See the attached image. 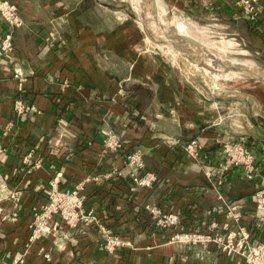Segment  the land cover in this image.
<instances>
[{
	"label": "crops",
	"instance_id": "crops-1",
	"mask_svg": "<svg viewBox=\"0 0 264 264\" xmlns=\"http://www.w3.org/2000/svg\"><path fill=\"white\" fill-rule=\"evenodd\" d=\"M165 1L183 17L193 15L223 26L264 55V0H258L253 21L237 8V0ZM10 2L23 26L0 24V38L10 31L13 44V51L0 61V264L10 263L18 253H25L24 264H234L215 251L169 244L171 232L154 227L143 206L169 198L174 212L183 216L192 204L202 212L219 206L202 168L212 164L226 139L244 141L264 167V131H254L249 122L243 126L237 118L226 125L221 107L203 106L201 98L183 89L178 76L163 74L146 59L139 38L153 46L141 31L134 37V31L123 27L93 28L87 21L92 7L83 6L84 0ZM127 33L132 35L129 41L119 36ZM127 45L134 58L123 52ZM17 69L24 78L21 90L13 77ZM17 99L35 110L18 116L13 110ZM227 111L243 112L234 107ZM255 115L243 117L256 126L263 124ZM107 131L121 137L123 149L118 153L102 154ZM195 138L204 142L197 163L168 143ZM136 147L143 152L145 170L163 183L134 191L120 176L126 174L125 154ZM37 161L40 166L35 168ZM53 178L68 190L93 179L81 192L85 209L132 248L108 253L93 222L64 227L27 247L33 209L46 202ZM261 187L232 173L220 192L227 200L246 201L243 223L253 225L258 212L250 199ZM14 192L17 201L9 197ZM201 221L193 215L186 219L194 228ZM263 228L258 229L262 242Z\"/></svg>",
	"mask_w": 264,
	"mask_h": 264
},
{
	"label": "built area",
	"instance_id": "built-area-1",
	"mask_svg": "<svg viewBox=\"0 0 264 264\" xmlns=\"http://www.w3.org/2000/svg\"><path fill=\"white\" fill-rule=\"evenodd\" d=\"M258 0H237L236 6L248 20L256 19ZM6 24L13 29L23 26V20L18 14L16 6L10 0H0V24ZM13 51L12 33L7 31L0 38V61ZM13 77L18 81L21 90L24 78L20 70L13 71ZM14 112L21 116L35 108L17 99L13 105ZM170 146H178L185 156L197 163L200 161L204 149V142L198 138L183 142L170 139ZM123 149L121 137L111 131L103 132L102 154L118 153ZM261 155L264 157V145ZM32 154L24 158L26 166L30 165ZM215 160L209 166L203 167L202 172L212 189L216 193L219 206L208 211H201L197 204L188 208L187 216H196L202 221L199 227H191L186 222L187 216L174 212L169 198L161 204H145L143 211L154 227L170 231L167 242L171 245L186 248L201 247L208 253L217 252L227 257L234 264H264V242L260 240L258 229L264 224V167L260 165L259 156L247 147L241 140L226 139L220 143ZM126 174H121L129 181L132 190H149L155 185L163 183L156 174L145 170L143 152L136 147L124 156ZM40 162L34 163L35 168ZM239 174L249 182L261 183L250 199L258 214L257 223L246 225L243 223L246 201L227 200L220 192V188L229 174ZM76 185L72 190L61 189L59 182L53 178L48 183L47 200L41 206L33 209V219L29 225L30 236L27 247L34 241L50 234H56L62 228H76L83 222H93L102 236V246L108 253H114L124 248H132V244L106 228L92 212L85 209L84 198L81 195L84 185ZM196 191H199L195 189ZM3 191V190H1ZM9 197L18 200V193H10ZM16 214L12 216L14 220ZM222 217L223 221L216 218ZM254 218V217H253ZM264 233V228H263ZM48 260V256H45ZM25 253H18L8 264H24Z\"/></svg>",
	"mask_w": 264,
	"mask_h": 264
},
{
	"label": "rangeland",
	"instance_id": "rangeland-1",
	"mask_svg": "<svg viewBox=\"0 0 264 264\" xmlns=\"http://www.w3.org/2000/svg\"><path fill=\"white\" fill-rule=\"evenodd\" d=\"M140 1L138 4L136 0H84L83 6L92 7L87 21L92 24L93 28H103L109 31L123 27L128 29V32L134 31V37L138 31H141L153 46L144 44L142 37L139 38L146 59L152 62L155 67L160 66L163 74L169 71L172 76H178L183 89L201 98L203 106L221 107L224 114L221 116H224L226 125H229L232 119L237 118L241 125L244 126L249 122L254 131L263 132L264 123H261L264 120L258 116H264V84L254 83L239 74L223 70L222 67L205 68L204 66L210 65L214 59L208 58L203 52L191 46L171 43L168 47H163L154 42L146 34V29L153 31V26H155L149 13L154 3L151 0ZM159 1L160 6L156 19L163 28L171 29L180 36L189 38L204 47L206 52L218 56L224 61H233L240 57L238 55H243L264 66L262 53L253 50L247 42L243 43L238 36L228 33L223 26L212 25L211 21L194 18L193 15L183 17L179 12L180 9L178 11L170 8L165 0ZM118 13L123 15L122 19H118ZM119 36H123L122 39H126V41L132 38L129 33ZM122 44H125V41ZM123 48H125L124 53L131 52L130 57L134 58L128 45ZM161 64L165 66L164 69ZM236 100H242L244 103L236 102ZM232 107L236 109V112L239 109L243 112L235 115L234 110L231 114L227 110ZM247 113L256 114L255 117L261 120V125L256 126L258 123L250 121L248 117L246 120V117L243 116H247ZM243 119H245V123H242Z\"/></svg>",
	"mask_w": 264,
	"mask_h": 264
},
{
	"label": "bare ground",
	"instance_id": "bare-ground-1",
	"mask_svg": "<svg viewBox=\"0 0 264 264\" xmlns=\"http://www.w3.org/2000/svg\"><path fill=\"white\" fill-rule=\"evenodd\" d=\"M139 4L141 1L136 0ZM153 2L152 10L149 11L150 18L153 22V31L146 29V34L156 43L160 44L163 47H168L169 44H185L188 46L193 47L196 50H200L205 54L208 58L214 59L213 62L210 63L208 66H204L205 68H219L222 67L223 70L236 73L241 75L242 77L248 79L250 73H254L256 77H264V66L260 64V62L249 58L247 56L238 55L240 57L234 59L233 61H224L220 59L218 56H214L205 51L204 47L199 45L198 43L190 40L187 37L180 36L179 34L175 33L171 29L163 28L156 19L158 15V8L160 6L159 0H151ZM212 52V51H210ZM217 66V67H215Z\"/></svg>",
	"mask_w": 264,
	"mask_h": 264
},
{
	"label": "water",
	"instance_id": "water-1",
	"mask_svg": "<svg viewBox=\"0 0 264 264\" xmlns=\"http://www.w3.org/2000/svg\"><path fill=\"white\" fill-rule=\"evenodd\" d=\"M248 80H251L253 81L254 83H258V84H264V77H256L254 75V73H250V75L248 76ZM236 102H239V103H244V101L242 100H236Z\"/></svg>",
	"mask_w": 264,
	"mask_h": 264
}]
</instances>
